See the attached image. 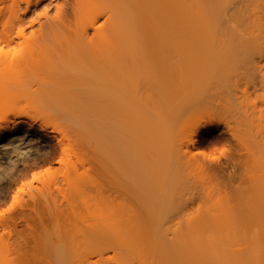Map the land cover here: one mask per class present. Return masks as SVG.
Returning a JSON list of instances; mask_svg holds the SVG:
<instances>
[{
  "label": "rangeland",
  "instance_id": "374dc122",
  "mask_svg": "<svg viewBox=\"0 0 264 264\" xmlns=\"http://www.w3.org/2000/svg\"><path fill=\"white\" fill-rule=\"evenodd\" d=\"M50 1H52V4L48 5ZM62 1L40 0L34 3L33 0L29 10L26 11L23 4L21 12L26 11L27 14L23 26L26 35H29L31 31L30 22L35 18H41L42 28L40 33L45 39L49 54L51 53L48 61L52 66V69L41 71L42 77L47 74V77L51 80L53 79L54 82H62L70 87L67 93L69 94V101H71L70 105L73 106L71 107L73 109L72 112L76 117L80 118L79 122H82L80 124H85V128H88L85 129L86 132L84 131V133L85 135L89 133L87 134L88 136L86 135L88 138L86 137L85 139L88 140L86 149L88 151L87 154L89 153L90 155L87 157L90 161L87 160L91 166L86 163V165H83L85 166L84 168L82 167L83 169L78 167L77 172L75 171V174L72 173L71 177L77 175L81 178L84 176L87 179L103 180L105 183L101 182L103 184L101 185L112 191L113 186L109 183L112 182L110 179H113L111 178L113 175L112 168L117 166H115L114 162L111 163L112 161H109L110 156L107 157L109 154L106 155L105 146L108 143L107 141L113 143V141L117 140L118 204L132 203V199L136 196L145 198L146 196L156 197L158 195L160 197L162 193L161 196H167L168 200L173 196L171 199H173L174 203L170 200L174 204V206L170 204L172 212H170L171 207L169 204L167 206L170 208L166 206V210L169 209L167 212L171 213L166 218L168 239L175 240L176 238H173L175 236L178 237L179 234L185 237L188 233L185 224L191 219V225H198L199 215H197L198 219L195 218L197 219L195 220L196 223L193 220L194 224H192V217L195 216V213L197 214L201 211L203 214V209H207L205 211L211 209L210 212L218 211V214L217 212L215 214L212 212L213 214L207 215L212 219H210L209 224L213 225L215 222L213 223L212 221L215 220L212 217L214 219L221 217V221L219 218V221L216 219V222L218 221L217 223L220 224L225 221L223 219L225 213L220 212L222 211L221 209L225 212L227 210L228 213L232 214L230 215L231 217L227 216L228 223L229 221L230 223L233 222L228 224V226H235L236 221L234 218L236 217L237 220L239 216H242L241 222L244 221V225H248V220L255 225L261 223L263 225L262 236L264 238V199H257L259 191H261L259 188L264 190V31L258 32L259 34H254V32L247 34L246 32V34L238 33L232 36L227 33L229 36H226L224 30L222 33L224 35L219 34V30L222 31L223 29L219 28L218 34H215L217 29L213 31L214 28H210L214 24L211 21L213 24L210 22V25H212L208 29H211L212 33L205 29L209 26H206V24L204 29L207 33L202 32L204 31L202 19L194 20L193 18L201 14V6H206L202 5L204 4L202 0H190L193 1L192 3L195 2L197 4L199 2L201 4L200 2H202V4L199 9V4L188 5V7L191 5L197 6L196 9L193 7L190 9L192 12L195 10L196 15L191 11L190 14L183 11L182 20L188 16V18H193L196 22L194 23L191 19L188 24V19L186 23L183 20L180 32H170L172 27H178L174 14L168 7L169 4H172V1L176 0H101L99 11L111 10L115 18V29L113 32L115 35H113L112 47L118 56V64L105 63L104 67H99L87 56L89 51L85 52L84 46L79 45L85 50L82 52L83 50L78 45H73L66 38L71 34L70 32L74 33V31L78 30L77 25L74 28L77 21L76 15L69 13L68 22L72 26L69 29H67V26H65L66 28L63 27L68 22L65 24L64 22L63 24L59 22L62 25L61 27L56 21L55 5H61ZM188 1L186 3L185 0L184 4H188ZM235 1L231 0V7L229 5H226L229 6L227 8L224 7L226 9L229 8V11L244 7V4L239 3V0ZM205 2L207 3V1ZM210 2L212 4V1ZM214 2L215 0H213ZM217 3L220 4L222 2ZM261 3L264 6V0H261ZM213 5L215 6V4ZM223 5H225L224 2ZM184 7L187 8V6ZM202 8L204 9L205 7ZM46 10H48V14L44 18L43 14ZM184 10L186 11V9ZM208 12H205L207 17H209L208 14L212 17V12ZM203 13L202 15H204ZM200 18H202L201 15ZM204 18H206L205 15L203 16ZM102 21L103 19L100 18L99 23ZM207 21H210V17ZM197 22H199V25L201 23L202 28L197 24L201 31L194 29ZM203 22H206L205 19ZM37 25L34 22V30L39 29ZM80 25L82 24L79 23L78 26ZM198 26L196 27L197 29ZM14 27L16 28L15 25ZM65 39L67 44L64 41ZM49 58L51 59L49 60ZM46 71L49 72L47 73ZM39 73L40 70L37 73L38 76L37 74H32L35 75L36 80L40 77ZM50 79H47V81H50ZM30 80L32 81V79ZM174 96H179L180 100V97H182V101L179 100L180 102H178V105L176 104L177 106L171 101L175 98ZM167 97L172 99L169 100ZM20 101L16 103V106L20 104V108L25 107V104L23 105L24 102L20 103ZM170 101L173 107L176 106L174 109L172 107L173 110L168 108V106H171V103L170 105L167 104ZM28 114H30L29 111ZM50 135L52 134L49 133ZM45 137L46 139L49 138L48 136ZM49 139L50 143L55 146V138L52 141L51 138ZM103 141H105L106 145ZM109 145L111 146V144ZM53 146H51L52 149L43 154L44 159L51 158V160H54L56 158L52 157L54 155ZM101 147H104V149ZM73 148L77 150L76 147ZM75 150V153L72 154H77ZM180 154L187 155L185 157L186 161H189L188 158L190 157L193 158V160L190 158L193 163L188 164L186 161L181 160ZM74 158L73 160H75ZM95 161L103 164L100 163L99 165L98 163L99 166L97 167L94 164ZM252 163L256 166L254 167L257 168V171L261 169L260 171L262 172L255 171ZM54 164L56 167L58 166L57 163ZM53 166L51 169H48L47 166L40 167L35 173L36 175L41 174V177L38 175V178L32 179L29 174L28 176L31 178H28V176L26 178L30 179V181L26 179L25 182L27 184L30 182L31 186L37 183L40 185L37 180L43 178L42 183L46 178V173L49 174L54 169L55 166ZM44 169L50 171L45 173ZM55 170L59 171L54 169V177L61 178L64 174V169H60L59 176ZM38 171L39 173H37ZM83 171H85V174ZM49 175L47 176L49 177ZM50 177L49 179L54 178L53 176ZM115 179L117 180L116 176ZM115 179H113L114 182L116 181ZM261 180L262 184L259 183ZM48 181L45 180V182ZM34 186H38V184ZM102 186V195L105 197L108 194L110 195L109 190L106 191ZM29 187L27 188L28 190L25 188V192L30 191ZM99 187L98 189L89 188V190L94 194L97 190H101ZM84 192L83 195H88L86 190ZM112 193L114 194V192ZM98 194L96 195L98 196ZM83 195L82 198L85 199ZM98 197H94L95 199L93 200L89 199L90 202L87 206L86 200L85 204H83L85 205L84 207L90 212L93 209L100 208L102 203L98 206L97 204H99L98 200L101 197ZM163 197L159 199L160 204L163 199L166 200V197ZM82 198L79 199L80 202ZM157 198L154 199V203H156L155 200L158 201ZM84 199L82 203H84ZM102 199L105 198L102 197L101 201ZM104 202L106 205L107 201L105 200ZM154 203L152 202L151 205L153 206ZM83 205L81 208H83ZM95 205L96 208L94 207ZM6 206L8 205L4 204L0 207V210ZM76 206L78 207V204ZM154 206L156 205L154 204ZM81 208L79 209L80 213ZM197 208L202 210L198 211ZM195 210L196 212H193ZM259 211H261V215ZM158 212H155V215ZM188 214L191 215L187 218ZM202 214H200V220ZM233 215L235 216L234 218ZM203 220L200 222L202 223ZM202 225L200 226L199 223L197 226L200 233L196 235L200 234L204 238L206 235L202 236V233L208 227L206 229L205 225L204 230ZM226 225L224 224V226ZM217 226L219 225L217 224ZM217 226L213 227V229L216 228V235H221L224 238V230L220 229V227L224 226L218 228ZM224 228L228 230V228ZM191 229H194V227ZM213 229H211L212 233L214 232ZM221 230H223V233L220 232ZM229 230L231 231L230 227ZM192 231L189 232L193 234ZM228 231L225 232L227 233ZM238 232H236L237 235L240 234ZM190 233L189 235H191ZM231 234L229 232L226 235L232 237ZM189 238L190 236H187L183 240H188ZM221 242H219L220 246L223 243ZM170 246L172 247V245ZM230 248L236 250L233 249L235 246L233 248L230 246L228 249ZM244 248L242 249L244 250ZM249 248L251 249V246ZM193 251H188L187 256H190L191 253L194 256L195 253L193 254ZM240 253L244 252L239 251L238 255L241 257ZM233 254L230 256H233L234 259ZM246 254H242L243 258ZM171 255H174V253ZM228 255L223 256L228 259L230 258ZM235 256L237 255L235 254ZM255 256L254 261L256 264L257 254ZM192 257H189V259ZM174 260L173 262L175 263L176 261ZM228 260L229 262L231 261L230 259ZM239 260L235 258L233 262L238 261V264H240L241 260ZM245 261H248V258L247 260L244 258V263ZM233 262L231 261L232 264ZM235 263L237 264V262Z\"/></svg>",
  "mask_w": 264,
  "mask_h": 264
},
{
  "label": "bare ground",
  "instance_id": "6f19581e",
  "mask_svg": "<svg viewBox=\"0 0 264 264\" xmlns=\"http://www.w3.org/2000/svg\"><path fill=\"white\" fill-rule=\"evenodd\" d=\"M39 1L40 0H34V3ZM100 1L101 0H63L61 5H55L56 21L62 24L64 22L65 24L68 22L69 13L75 14L77 21L74 28L77 25L78 30H76V32L74 31V33L70 32L72 35L69 34L66 38L73 45L84 46L86 51L83 50L84 48L82 49L80 46L79 47L83 50L82 52L89 51L87 56L92 59L95 65L97 64L99 67H104L103 65L105 63L117 65L118 56L112 47L113 35H115L113 33L115 29V18L111 10L99 11ZM187 1L188 0H186V3ZM205 1H207V3ZM205 1L202 0L204 4L200 2L202 5H206L201 6V8V4L197 2V4H199L198 9L200 8L201 11H204V13L200 11L201 14L199 15H196L195 10L193 12L190 10L191 7L196 9L197 6L191 5L188 7L189 4H196L195 2L192 3L193 1L189 0L188 4H184L185 0L172 1V4H169L168 7L172 10L178 27H172L170 32H180V26H183V20L186 23L188 19L187 23L189 24V20H193V18L194 20L202 19V26L204 25L203 29L209 25L205 28L208 29L213 24L212 22H214L210 28H214L213 31L217 29V33L214 32L215 34H218L219 28H223L222 31L219 30V34H222L224 30L226 36H232L238 33L246 34V32L247 34H252L253 32L254 34H259L258 32L264 31V6L261 5V0H251V5L250 0H239V3L242 5L244 4V7H238L234 11L230 10L231 12L228 10L229 8L226 9L231 5V0H220L222 2L220 4L217 3L220 2L219 0H215L216 3H213V0ZM210 1H212V4ZM234 1L235 0H233V2ZM32 2L33 0H0V207L4 204L8 205L0 210V264H232L231 261L233 262L235 258L236 260L240 259L242 264H255L254 260L256 254V264H264V262H262L264 261V238L262 236L263 225L261 223H257L259 225L256 224V226L252 221L248 220V225H244V221L241 222L243 219L241 218L242 216H239L240 219L237 217V220L239 219L238 221H240L242 225L233 215L236 221H234L235 226L233 225L235 230L232 228L233 226H228V224L233 223H230V221L228 223L227 220L232 214L228 213L227 210L225 212L221 209L222 211L220 212L225 213L224 215L221 214L226 221L222 223L227 225L224 226L222 223V225L217 223L219 220L221 221V217L219 218L216 216L218 211H216L217 214L215 215L217 220L219 218L217 222L216 219L211 216L213 220H215L212 222L216 223V225L215 223L213 225L211 223L209 224V221L212 219L207 215L210 213L213 214L212 212L214 211L210 212L211 209L208 211H205L207 209H203L202 214V209L199 208L198 210L197 208V210L201 212L195 213V216L192 217V224L196 223L195 220L198 219L197 215H199V220H197L199 221L198 225L199 223L200 226L203 224L202 229L204 230L206 225V229L208 227L207 230H210L203 231L204 233L206 232V234L202 233V236H206L202 238L200 234L196 235L200 233L199 227H197L198 225L196 224L191 225V219L189 218L190 220L188 222H190V224H188V222L186 223L188 225L185 224L188 233L186 232L187 235H185L186 233L184 235L185 237L190 236V241L189 239L183 240L185 237L180 236L181 234H179L178 237L175 236L173 238H176L175 240H170L167 236L168 226L166 225V218H168L167 216L171 213L167 212L169 209L166 210V206L167 204H169V206L170 204L174 206L173 199H171L173 196L170 197L173 203L168 200L169 198L167 199V196H164L169 202L163 199L160 204L159 199L163 197L161 193L160 197H158V195L156 197L146 196L147 198H139L140 196H136V199H132V203L129 202L130 204H118L117 140L113 141V143L107 141V145L111 144V146L109 145L108 147L105 141H103L106 145V155L109 154L107 157L110 156L109 158L111 159L108 158L109 161H112L111 163L114 162L115 166H117L112 168L113 175L111 178L115 179V176L117 178L115 182L113 179H110L112 180V182L109 183L113 186L112 191H110L108 187V189H106L102 186L105 182L101 179V181H99V179L92 180L84 176L81 178L77 175V177L74 175L71 177L72 173L75 174L77 172L78 167L84 168L85 166L83 165H86V163L90 165V162H88L89 159L87 158L89 153L87 154L88 151L86 149V142L88 140L85 139L89 133L86 134L87 136L85 135L84 131L86 132L85 129L87 127L85 128V124H82V126L80 124L82 122H79L80 118L76 117L72 112L73 109L71 107L73 106L70 105L71 101H69V94L67 93L70 87L62 82H54L53 79L52 81L47 77V74L44 75L46 78L41 75L42 70L52 69L48 61V57H51L49 56L51 53L49 54L45 39L40 33L42 28V22H40L41 18L38 17L32 20L30 22L31 31L29 35L25 34L23 26L27 15L26 11L29 10ZM223 2L225 5H223ZM23 4L25 5L24 8L26 11L21 12ZM51 4L52 1L48 2V5ZM213 4H215V6ZM184 6H187V8ZM202 7L205 8L203 9ZM206 8V11L212 12L211 15L213 14L212 17L208 14L210 21H207L209 17L205 14ZM184 9H186V11ZM183 11L189 14L191 11L196 16L191 19L187 16L182 20ZM202 13L207 18L204 19L208 24L203 22L204 15H202ZM47 14L48 10L43 14L44 18L47 17ZM65 15L67 16V21H65ZM200 15L202 18H200ZM100 18L103 19L101 23H99ZM34 22L38 24L37 27L39 29L34 30ZM195 22L196 21H194V23ZM199 22L196 23V27L199 25ZM210 22L212 23L211 25ZM79 23L82 25L78 26ZM67 24L63 25V27L67 26V29H69L71 24L69 23V26ZM214 25L217 27L215 28ZM60 26L62 27L61 24ZM199 26H201V23ZM199 26L198 29L196 27H194V29H196V31H201ZM205 29L202 32L207 33ZM209 31L212 33L211 29ZM64 41L65 43L67 42L66 39ZM50 59L51 58H49V60ZM39 70L40 77L36 80L35 75ZM46 72L48 73L49 71ZM48 76L51 77L50 75ZM30 79H32V81ZM47 79H50V81H47ZM174 97V99L171 98L172 100L169 99L170 97L167 98L173 101V104L178 105V102L182 101V97H180L181 100L178 98L179 96ZM17 100H21L20 103L23 101L25 107L20 108V104L16 106V103L19 102ZM171 101L167 103L169 105L171 103V106H168L169 109L173 107ZM176 106H174L173 109ZM28 111L30 114H28ZM49 133L52 135L49 136ZM45 136L51 138V141L55 138V146H53V144L50 143V139H46ZM51 146H53L54 154L52 157L56 158H53L54 160H51V158L44 159L43 154L49 149H52ZM73 147H76L77 150ZM102 149H104V147ZM74 150L77 154H72L75 153ZM185 155L186 154H180L181 160H187L185 158L187 155ZM73 158L75 160H73ZM190 158H188L189 161ZM191 160H193V158H191ZM189 161H186V163H193ZM54 163H57L58 166L56 167ZM98 163L100 165L102 162L95 161L94 164L98 167ZM91 164L93 165V163ZM252 165L255 171H257L254 163H252ZM42 166H47L48 169H51L53 166L54 169L59 170L58 172L55 170L58 176L60 175V169H64V174L61 178H56L54 177V169L52 172L44 169L45 173L46 171H50V175L46 173L45 178V180L50 181L45 182L44 180L41 183L43 178H41V180L39 178L40 181H37L40 182V185L37 183L38 186H34L37 184H33L32 187L29 182L30 179L28 178L32 177L33 179V174ZM260 170L261 169H258V171ZM83 172L85 174V171ZM37 173H39V171ZM29 174L31 177L28 176ZM38 175H36V178H38ZM47 175H49V177L52 175L54 178L49 179ZM27 176L28 178H26ZM170 176H172V174ZM39 177H41V174ZM26 179L29 180L27 181L29 184L25 182ZM101 182H103V184ZM259 183L262 184V180L261 182L259 181ZM100 185L103 189L105 188L106 191L109 190L111 194H108L106 197L102 195ZM28 187L30 191L25 192ZM98 187L101 190H97L98 192L96 191L94 194L89 190V188L98 189ZM85 190L88 195H83ZM259 190L262 192L259 191L260 195L258 194L257 199L263 200L264 190L263 188H259ZM112 192H114V194ZM97 193H99L98 196L101 198H105L102 199V201L100 198L98 200L99 204H97L98 206L102 203L103 207L100 205V208L91 209L92 211L90 212L83 204H85L87 200V206L90 200L99 198L96 195ZM82 195L85 199L82 198ZM81 198L82 200L80 202L79 199ZM156 198L158 201L155 200L156 203H154V199ZM83 199L85 200L84 203H82ZM105 200L107 201L106 205L104 202ZM152 202L156 206L158 202L160 208L154 206V204L152 206ZM260 203L263 204L262 201H260ZM77 204L79 208L76 206ZM81 204L85 210L81 208ZM94 207L96 208V205ZM80 208L82 209L81 213L79 210ZM152 209L153 211L155 210L154 213ZM155 212L158 213L155 215ZM170 212H172V207ZM193 212H196V210ZM216 212H214V214ZM200 214H202L201 220L205 217L202 223L200 222ZM259 214L261 215V211H259ZM190 215L191 214H188L186 217L188 218ZM187 218L186 220H188ZM193 220L195 221L194 223ZM217 224L219 226H217ZM212 225L213 227L217 226V228L224 226L228 228V230L230 227L232 232L224 227H220V229H223L224 233L228 231L226 234H229V232L232 233V237L224 234L223 230L220 232H222L228 240H226L225 237L222 238L221 235H216V228L213 229ZM188 226L189 228H187ZM193 227L194 229L197 228L198 231L197 229H191ZM211 229L214 230L213 233ZM186 230L184 229V231ZM233 230L236 232L240 230L238 234L240 233L243 237L240 234L237 235ZM189 231H192L193 234ZM189 233L191 235H189ZM228 236L229 238H227ZM221 240L225 243L224 247ZM219 242L222 243L221 246ZM232 242L237 243L233 244ZM247 243L248 245H246ZM237 244L239 247H245L244 250L237 247ZM170 245H172L173 248ZM227 246H231L232 248L235 246L233 249L236 250H232L231 248L228 249L229 247ZM248 246H251V249ZM226 249L227 254H229L228 257L235 252L233 254L235 257L234 259L233 256L228 258L231 260L230 262L224 257L227 255H225ZM192 250H194V256L192 253L190 256H187V252ZM239 251L244 252L240 253L241 257L238 255ZM172 252L174 255H171L173 254ZM245 252L249 253L246 254ZM235 254L240 258L235 256ZM242 254L248 256L246 257L244 255L245 260L248 258V261H245V263ZM189 257L192 258L189 259ZM173 260L176 262L174 263ZM235 262L238 264V261ZM235 262H233V264H236Z\"/></svg>",
  "mask_w": 264,
  "mask_h": 264
},
{
  "label": "snow or ice",
  "instance_id": "6c2138e0",
  "mask_svg": "<svg viewBox=\"0 0 264 264\" xmlns=\"http://www.w3.org/2000/svg\"><path fill=\"white\" fill-rule=\"evenodd\" d=\"M33 179H36V174L35 173L33 174Z\"/></svg>",
  "mask_w": 264,
  "mask_h": 264
}]
</instances>
